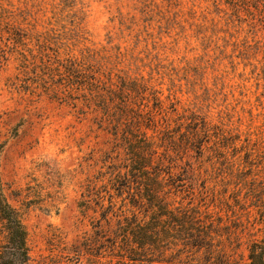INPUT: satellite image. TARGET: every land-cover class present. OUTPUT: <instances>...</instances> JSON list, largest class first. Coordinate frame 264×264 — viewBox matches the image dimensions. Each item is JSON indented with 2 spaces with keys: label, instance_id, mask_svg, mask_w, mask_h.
<instances>
[{
  "label": "trees",
  "instance_id": "obj_1",
  "mask_svg": "<svg viewBox=\"0 0 264 264\" xmlns=\"http://www.w3.org/2000/svg\"><path fill=\"white\" fill-rule=\"evenodd\" d=\"M214 2L219 10L225 5L228 14L217 20L221 32L232 34L235 48L251 49L250 40L264 36V0ZM56 10L41 15L43 27L35 40L43 56L61 43L55 39H62V14ZM74 17L70 45L60 47L54 67H45L39 79L44 94L68 107L80 106L78 112L90 115L107 135L101 185L89 182L79 203L92 234L75 255H86L89 264H264L260 137L254 145L241 138L228 105L213 113L194 91L182 93L176 73L152 60L148 40L155 37L145 26L134 23L137 29L127 39L119 36L123 47L111 45L112 37L95 44L85 35L83 18ZM17 35L11 33L10 40ZM245 203L258 204L259 234L246 231L243 258L239 249L246 227L233 210ZM0 232V264H29L20 211L1 186Z\"/></svg>",
  "mask_w": 264,
  "mask_h": 264
},
{
  "label": "rangeland",
  "instance_id": "obj_2",
  "mask_svg": "<svg viewBox=\"0 0 264 264\" xmlns=\"http://www.w3.org/2000/svg\"><path fill=\"white\" fill-rule=\"evenodd\" d=\"M224 6L223 13L214 0H0V186L20 211L29 264H89L86 255L74 253L92 234L79 203L89 182L101 185L107 135L90 115L78 112L80 106L68 107L44 94L39 79L45 67H54L60 47L70 45L74 16L83 18L85 35L95 44L112 37L111 45L123 47L119 36L127 39L137 29L134 23L145 26L155 37L148 40L152 60L176 73L182 93L194 91L213 113L228 105L241 138L256 144L260 137L264 144V36L251 39V49L235 48L232 34L221 32L217 20L228 14ZM54 8L62 14L55 28L62 39L55 38L59 47L43 56L35 39L43 27L41 15H51ZM13 32L20 39L17 35L12 42ZM256 205L233 210L246 227L239 249L243 258L246 231L259 234Z\"/></svg>",
  "mask_w": 264,
  "mask_h": 264
}]
</instances>
